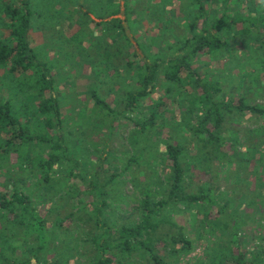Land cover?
<instances>
[{
  "label": "rangeland",
  "instance_id": "374dc122",
  "mask_svg": "<svg viewBox=\"0 0 264 264\" xmlns=\"http://www.w3.org/2000/svg\"><path fill=\"white\" fill-rule=\"evenodd\" d=\"M33 2L41 13L36 14L35 44L39 47L41 60L50 63L55 75L63 134L70 158L55 169L53 184L49 188L40 182V172L32 162L38 155L48 156L50 150L39 144L18 143L14 150L5 153L4 141L10 133L0 129V199L11 196L10 181L21 179L25 181L23 193L33 207L46 216L51 230L54 228L52 222L71 213V209H77L79 200L86 202L88 212L80 215L90 213V216L95 211L93 201L100 200L101 226L105 224L117 230L123 224L128 226L140 221L142 201L147 198L145 191L152 194V205L166 199L168 183L163 170L166 171V163L169 167L171 161L164 166L163 158L167 154V145H178L184 151L185 193L201 192L207 196V201L193 208L185 202L163 207L158 220L163 218L165 222H158L160 227L156 233L157 237L167 235L168 244H164L165 240L155 244L162 264H213L214 261L235 264L240 246L250 257L256 253L258 245L264 249L261 241L264 186L257 187L258 177L255 176L258 174L262 179L260 182L264 183V118L250 115L240 120L238 112L226 114L222 128L216 134L217 142L194 136L192 129L197 127L199 110L203 107L198 98L202 92L191 87L192 80L186 72L181 74L182 80L177 83L160 77L151 94L140 101L138 110H126L127 94L137 87V65L144 66L143 62L151 64L152 59L177 55L178 41L197 9L192 0ZM237 9L238 6L233 7V10ZM53 13L56 15L52 16ZM113 19L122 21L125 40L114 41L120 27L112 22ZM237 30H240V24ZM237 40L240 41V35ZM233 53L234 57L200 54L192 59V64L204 80L221 89L217 100L232 98L238 102L241 95H246L249 102L264 106V65L257 60L250 63L251 52L247 50L241 55L240 45ZM129 62L134 63L132 68ZM20 76L14 77L0 69V102L10 100L14 108L30 103L34 109L32 96L35 93L29 85H21ZM245 79L252 89L250 92L244 84L240 88V80ZM92 92H96L113 110L119 111L116 121L113 122L109 112L96 103ZM154 114H157L156 123L148 126L153 128L148 136L139 139L136 134L135 140L139 141L131 144V137L140 124ZM27 117L32 118L33 113L29 112ZM25 119L21 122L26 123ZM29 127L41 132V128H36V121ZM15 130L12 128V132ZM240 139L245 148L240 149ZM250 145L258 148L253 156ZM141 149L145 150L144 156L133 161V156ZM240 150L251 159V165L243 167L244 174H251L249 181L242 184ZM85 164L89 165L92 174L96 169L101 184L106 185V194L101 199L91 189L90 178L82 173ZM156 180L159 182H154ZM74 191L79 194L75 201L68 203L62 199ZM242 194L247 195L246 198ZM64 225L65 231L77 230L74 238L81 239L76 242L71 233L63 235L61 240H56L40 253V260L49 264H91L97 257L95 244L86 243V240L92 241L98 236L95 221L78 223V228L75 216H72ZM235 226L238 229L233 228ZM13 228L12 223L0 222V231L5 229L8 235V242L2 243L6 247L4 253L9 259H31L36 263V258L27 253L28 248L35 246V239L20 230L12 236L10 231ZM54 232L59 230L54 229ZM234 233L238 238L232 243ZM181 236L193 243V251L171 255L168 247L171 239ZM13 245L17 246L14 251L9 248ZM111 255L115 264H155L139 249L131 254L114 251Z\"/></svg>",
  "mask_w": 264,
  "mask_h": 264
},
{
  "label": "trees",
  "instance_id": "16d2710c",
  "mask_svg": "<svg viewBox=\"0 0 264 264\" xmlns=\"http://www.w3.org/2000/svg\"><path fill=\"white\" fill-rule=\"evenodd\" d=\"M192 2L197 6V9L194 15L190 17L187 27L185 26V34L178 41L180 47L177 55L168 56L166 59H152L151 64L143 62L144 66L137 65V87L127 94L126 110L131 112L138 110L140 101L151 94L152 88L155 87L160 77L177 83L182 80L181 74L185 75L186 72L192 80L190 82L191 87L202 92L198 98L203 107L199 110L201 115L197 127L195 126L196 128L192 129V134L196 137L202 136L207 142L215 143L218 141L216 134L225 121L224 115L238 112L240 113V120L250 115L264 118V106L249 102L246 95H241L238 102L232 98L217 100L216 96L221 93V89L216 84L203 79L204 77L193 67L192 59L200 54L234 57L233 51L240 45L241 55L247 50L251 52L250 63L259 61L264 65V50L261 48L264 47V0H192ZM234 6H238V9L233 10ZM36 14L41 15L33 0H0V69L5 70L6 73L14 77L17 74L21 75V85L25 87L29 85L35 93L32 96L35 104L34 109L30 103H23L21 107L14 108L10 100L0 102V129L7 130L10 133L4 141L3 149L5 153L14 150L18 143L22 145L39 144L50 150L48 156L38 155L32 163H34L33 166L36 171L40 172V182H44L47 187L51 188L53 172L70 156L67 141L63 134L61 104L55 75L50 63L41 60L39 47L35 44ZM55 15V13L52 14V16ZM112 22L120 27L114 41L125 40L126 32L122 21L113 19ZM239 24L240 30H237ZM6 31L8 35L5 34ZM187 31L188 34H186ZM237 35H240V41L237 40ZM255 56H257L256 59ZM147 58L151 57L148 56ZM133 66L134 63L129 62V67L132 68ZM240 84L241 89L244 84L249 92L252 90L247 86L246 79L245 81L240 80ZM91 95L99 106L109 112L113 122L118 119L119 111L113 110L99 98L96 92H92ZM157 110L156 108L155 111ZM29 112L33 113L32 118L27 117ZM26 114L28 115L24 116ZM23 117L27 118L25 119L26 123L21 122L24 119ZM156 118L157 114H154L147 122L140 124V128L131 137V144L135 145L142 136H148L151 132L150 129H153L148 128V126L154 125ZM34 121H36V128H41V132L30 129L29 124L34 123ZM12 128H16V130L12 132ZM136 134L137 137H140L137 140H135L137 138ZM246 141H248V138H246ZM245 146L240 139V149L245 148ZM140 151L139 155L133 156V161H137L141 156H144L145 150L141 149ZM251 151V156H253L254 151H258V148L252 147ZM166 153V157L163 158L164 166L166 162L171 161L169 167L166 163V171L163 170L168 183L166 199L152 205L150 200L152 194L145 191L144 195L146 194L147 198L142 201L140 221L130 223L128 226L123 224L117 230H113L112 227L105 226V224L101 226L100 200L93 201L95 211L92 216L89 215L90 213L80 215L88 212H86V202L79 200L77 202L78 208L71 209L72 212L65 217L59 216L55 222H52L54 228L51 230L47 226L49 220L45 219L46 216L44 217L40 211L35 209L29 198L23 193L25 181L21 179L18 182L10 181L11 196L0 199V222L12 223L15 228L10 231L12 236H16L20 230L23 231L24 235L35 239V246L28 248L27 253L36 258V263H33L31 259L14 260L6 256L4 253L6 247L2 245V243L8 242L5 229L0 231V246L2 245L0 247V263L49 264L40 260V253L45 249L47 250L53 243L55 244L56 240H61L63 235L65 236L68 233H71L70 236L76 242L81 239L80 237L74 238V233L77 230L66 229L65 231L63 229L64 224L70 221L72 216H75L78 228L79 225L88 223V221H95L98 236L94 235L96 238H93L92 241L86 240V243L93 242L95 244L97 257L91 264H115L116 260L111 253L119 251L120 253L131 254L137 249L143 251L144 256H150L155 264H162V258L157 255L155 244L157 242L164 243V240V244H168L167 235L160 234L157 237L156 233L160 227L158 222H165L163 218L158 220L163 207L176 202H185L193 208L203 205L207 201V196L201 192L199 194L185 193V167L182 160L184 151L178 145L170 144L166 146ZM249 165H251V159L244 156L240 150V184L249 181L247 179L251 174L246 175L243 171V167ZM88 166L85 164L82 173L90 178L91 189L101 199L106 194L104 187L106 185L101 184V178L96 169L92 174L88 170ZM155 174L157 175V171ZM255 176L258 177L257 187L262 188L264 186V183L260 182L262 179L258 174H255ZM154 182H159V180ZM133 184L137 186L135 181H133ZM78 195V192L74 191L65 194L62 199L70 203V201H75ZM242 196L246 198L247 195L242 194ZM103 203H105L104 200ZM233 228L238 229V226ZM241 228L242 223L240 222ZM54 229H58L59 232L55 233ZM116 234H118L117 237ZM261 234V241L264 243V233ZM232 237L233 243L238 238L237 233H234ZM169 244L168 247L172 251L171 255L189 254L194 249L193 243L182 236L179 239H171ZM56 247L58 248V246ZM9 248L14 251L17 246L13 245ZM237 254L238 258L235 264H264V249L261 245L257 246L253 257L248 256L243 246H240V251ZM213 264L228 263L214 261Z\"/></svg>",
  "mask_w": 264,
  "mask_h": 264
}]
</instances>
